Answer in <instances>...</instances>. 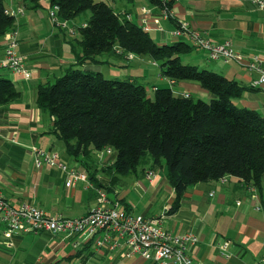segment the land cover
Wrapping results in <instances>:
<instances>
[{"label": "crops", "instance_id": "crops-1", "mask_svg": "<svg viewBox=\"0 0 264 264\" xmlns=\"http://www.w3.org/2000/svg\"><path fill=\"white\" fill-rule=\"evenodd\" d=\"M15 1L11 0L12 5H6L13 13ZM38 7L50 10V1L41 0ZM38 7H31L24 0V5L20 3L17 9L22 14L17 24L19 51L24 55L31 77L25 78L11 68L0 69V74L9 77L22 92L18 99L6 106L0 105V194L14 205L29 201L41 205L50 213L82 216L98 205V182L102 184L99 187H106V191H115V197L107 193V205L118 203L136 213L152 216L164 213V225L174 234L195 233L199 240L189 245V251L196 261L204 264H264V187L257 188L234 175L200 181L189 185L179 207L171 210L175 190L166 175L157 173L156 167H153L156 172L153 178L147 175L150 166L141 172L150 186L143 184L139 172L134 174V187L142 185L146 192L152 188L153 198L159 199L141 203L136 198V194L141 196V192H145L140 190L141 187L135 188L136 192L133 187L124 185L125 181H121L120 177L107 181L103 175L104 172L112 175L106 166L114 158L110 161L108 157L102 158L100 150L93 152L90 162L76 160L65 153L59 138L52 132L53 117L37 106L36 94L39 84L61 75L62 70L75 60L70 42L74 34L69 35L66 28L56 24L47 25L38 16ZM122 7L130 12L131 18L150 29L154 38L161 43L179 39L195 43L193 31L217 43L229 41L240 52V58L224 60V63L214 62L213 70L247 84L250 88L234 102L264 114V88L253 84L260 71L248 66V61L257 57L264 67L263 9H258L249 0H175L173 18H162L156 22L159 8L149 0H135L132 5ZM144 7L147 11L143 10ZM182 24H186L188 29L176 37L174 31ZM24 25L26 27L23 28ZM159 25L164 29L160 30ZM4 48L3 38L0 41V57L4 54ZM198 48L199 53H195L194 49L189 55L192 56L190 62L207 66L205 58L209 57L205 50ZM115 55L125 58L118 52ZM135 57L143 61L148 59L157 65L150 58ZM99 63L94 68L100 69ZM116 65L120 66L115 67L121 71L127 69L122 60ZM141 66L137 64V69ZM126 74L142 77L139 73ZM158 79L163 82L168 79L161 69ZM175 84L180 94H206L201 84L194 80H180ZM152 85L161 86L158 81ZM34 145L47 151H57L69 166L87 175L92 172L96 179L88 175L89 180L77 179L67 185L66 175L57 164H36L31 148ZM100 163L102 168L99 167ZM101 236V232L90 238H86L85 233L65 236L49 231L31 232L15 236L11 245H5L15 246L18 250L23 248L26 253L23 262L27 264L152 263L139 253L123 256L124 247L98 246L96 241ZM1 238L0 231V244ZM26 239L29 241L25 243ZM226 240L230 241L229 244L222 247ZM160 263L173 264L170 261Z\"/></svg>", "mask_w": 264, "mask_h": 264}, {"label": "trees", "instance_id": "trees-1", "mask_svg": "<svg viewBox=\"0 0 264 264\" xmlns=\"http://www.w3.org/2000/svg\"><path fill=\"white\" fill-rule=\"evenodd\" d=\"M25 1L36 8L41 0ZM49 1L51 6H59L61 20L91 12L77 27L80 38L70 40L75 60L54 81L37 88V106L53 117L52 132L65 153L83 161L92 158L94 151L111 148L115 157L106 169L112 181L137 173L142 164L156 167L165 159L166 177L175 190L171 210L179 207L188 186L200 181L234 175L257 188L264 187V114L234 102L250 88L247 84L196 63H184L181 55L199 47L196 42L179 39L161 43L115 3ZM125 1L130 4L135 0ZM149 1L161 13L175 0ZM6 10L0 0V41L17 27L15 14ZM118 50L152 59L171 83L199 82L213 94L212 99L176 93L168 85H152L151 94L138 76L108 78L94 68L100 54ZM21 93L9 77L0 74V105L6 106ZM88 175L96 179L92 172ZM100 185L97 182V187Z\"/></svg>", "mask_w": 264, "mask_h": 264}, {"label": "built area", "instance_id": "built-area-1", "mask_svg": "<svg viewBox=\"0 0 264 264\" xmlns=\"http://www.w3.org/2000/svg\"><path fill=\"white\" fill-rule=\"evenodd\" d=\"M249 1L258 9L264 10V0ZM58 10L59 6L54 5L50 7L49 12L54 24L62 26L58 18ZM171 10L172 8L169 6L162 8L161 13L155 17L156 22L162 18H168ZM6 11L11 13L8 9ZM158 28L164 29L162 25H159ZM186 29H188L187 25L182 24L180 28L174 31V35L178 37ZM193 38L199 47L206 51L210 59L231 60L240 58V52L229 41L217 43L197 31L193 33ZM4 42L5 48L3 56L0 57V69L11 68L23 74L25 78H30L31 72L25 65L24 55L19 51L18 29L13 28L8 31L5 34ZM248 66L260 71V76L253 84L264 88L262 60L257 57L254 60L250 59ZM183 94L189 95L188 93ZM31 148L35 154L36 164L38 166H42L44 163L57 164L66 175L67 185H71L77 179L89 180L86 173L69 166L57 151H47L35 145ZM107 152H112L111 148H107ZM147 175L153 178L156 176V172L147 170ZM96 191L98 205L82 216L53 214L47 212L40 205L28 201L14 205L0 194L1 243L11 245L15 236L31 232L49 231L54 235L63 234L65 236L85 233L86 238L101 232L102 236L97 239V245H108L111 248L124 247L122 255L125 257L139 253L152 263L170 261L173 264H204L194 260L189 251V245L196 244L199 240L195 233L174 234L164 225V213L159 216H152L136 213L118 203L107 205V191L102 187H97ZM229 242L226 240L222 247H226Z\"/></svg>", "mask_w": 264, "mask_h": 264}, {"label": "rangeland", "instance_id": "rangeland-1", "mask_svg": "<svg viewBox=\"0 0 264 264\" xmlns=\"http://www.w3.org/2000/svg\"><path fill=\"white\" fill-rule=\"evenodd\" d=\"M105 1H107L109 3H113V4L115 3L116 7H120V8H123L122 5H127V6L132 5V3L131 4L126 3L125 0H117L116 2H114V0H105ZM4 2H5L6 5H9V4L12 3L11 0H4ZM20 3L22 5H24V0H16L15 1V5H14L15 8L13 9L14 14L16 16V22H17V24L19 22V19L22 18V16H21L22 14L20 15L21 12H19L17 10L18 7H19V5H20ZM27 3H29V2L27 1ZM146 9L147 8H145V7L143 8L144 11ZM36 11L38 13V16L41 17V19H43V21L47 25L48 24L50 26L54 25V21H53V19L50 16V12H49L50 10H49V8L46 9L44 7H41V8L38 7ZM90 13H91L90 10H87L86 12H83L78 17H76V19L70 20V21L59 19L60 22H61L62 27L67 29L68 34L69 35L70 34H74L73 37H72V39L74 41L78 40L77 38H80V33H79V30H78L77 27H79L80 24L84 23V21L88 18V16L90 15ZM172 14H173V12L171 10V14L170 15H172ZM24 27H26V26L24 25L23 28ZM22 31H23V29H22ZM194 32L195 31H193L192 33H194ZM4 38H5V35H4ZM197 50L199 51V48L198 47L195 49L194 52L197 53L198 52ZM116 52H118L119 54H122L120 52V50H118ZM190 54H191V52L184 53V54L181 55L182 61L184 63H190V61L192 60V56H189ZM123 55L125 56V58L123 57V59L121 57L115 55V53H113V52H104V53H102V54L99 55V58L102 60V62L99 63V68L101 69V71H102V73H103V75L105 77H108V78H115V77L126 78V77L129 76L126 73H130V75L131 74L132 75H136V73H139L142 76V77L139 78L140 81L143 82V83H145V84H148L149 89L152 90L150 92L151 94H153V89H152L151 85L153 83H155L156 81H158V83L161 86H167L168 85V86H171L174 90L177 89L176 84L171 83L169 79H167V81H164V82L161 81L160 79H158L160 77V66L158 64L157 65L156 64L154 65L153 62L152 61H148V59H146L145 61L140 60L138 57H135L137 54H134V53H125ZM120 60L123 61L124 67L127 68L124 71L123 70L121 71V70H119V68H116V67H120V66H117L116 65V62L117 63H120ZM205 61H206L205 63L207 64V66H202L201 65L200 66L201 68L202 67H205V68L213 69L214 62L224 63V60L223 59H221V60H215V59L205 58ZM210 61H212V62H210ZM137 64H142V66H141L140 69H137ZM64 72H65V69L62 70V73H64ZM54 79L55 78H52L51 81H54ZM203 90L206 92L205 95H203L201 92H199V93H193L192 96L195 99L201 98V99H204L206 101H210L212 99V97H213V94L208 89H206L204 87H203ZM176 93H178L177 90H176ZM101 151H102V153H101L100 156H102V158L108 157L109 158V161H110L112 158L115 157V152L114 151L113 152H110V153H107V148H106V150L104 149V150H101ZM91 157H93V155ZM89 160L91 161L92 158H87L86 161H89ZM149 165H150L149 162L140 165L139 171H138L139 172V176H140L143 184L146 185V186L149 185L148 179H147V177L145 175H142L141 172L143 170L142 168H146ZM99 167L102 168V163H100V166ZM149 168H150L149 170H153L155 172V170H154L153 167H149ZM156 171L160 175H164V176L166 175V173H167V165L165 163V159L162 160V164L161 165H157L156 166ZM100 172L103 173L102 172V169L100 170ZM103 175L105 176V178L107 179V181H110L112 175H109L108 172H104ZM117 175L119 176V174H117ZM135 176L136 175H134V174L120 175V178L122 179L121 181H125L124 182V185H127V186L129 185L130 187H133L136 192H138V191L135 188H139V187L142 188V189L139 188L141 191H145V189L142 187V185H139V187L138 186L137 187H134L133 182H136V177ZM104 189H106L105 186H104ZM107 193H109V195L112 196V197H115V195H116L115 194V191L113 189H109L107 191ZM141 193L143 194L141 196H139L138 194H136V198L139 199V202H141V203H147V202H149V200H151V201L154 200L155 202L156 201H159L158 198H153V196H152V194H153L152 188L149 191H147V192L145 191V192H141ZM27 238H29V236H27ZM28 241H29V239H26L25 243L28 242ZM26 252H27V250H26ZM25 254L26 253H24L23 248H21V249L19 248V250H18L15 246H11L10 247V246H6L4 243H1L0 244V264H11V263L12 264H27V263L23 262V259H24ZM93 263L94 262H91V264H93ZM117 264H120V263H117ZM156 264H161V263L160 262H157Z\"/></svg>", "mask_w": 264, "mask_h": 264}]
</instances>
